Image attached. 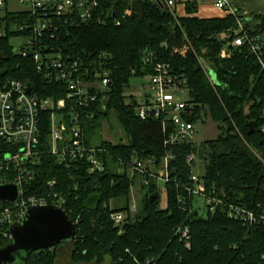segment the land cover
Instances as JSON below:
<instances>
[{
    "label": "trees",
    "instance_id": "16d2710c",
    "mask_svg": "<svg viewBox=\"0 0 264 264\" xmlns=\"http://www.w3.org/2000/svg\"><path fill=\"white\" fill-rule=\"evenodd\" d=\"M195 11V5L189 3L187 12ZM22 14L9 11L6 25L21 20ZM95 17L89 22L70 19L60 26L55 40H47L66 57L108 54L112 83L107 99L99 97L92 105L94 118L82 122L88 144L106 148L101 154L105 168L90 171L83 160L69 166L59 163L47 151L51 112H42L41 142L46 151L23 191L40 197L52 189L63 196L64 209L76 222V237L32 251L27 263L20 264H58L65 243L71 264H147L150 256L157 258L156 264H264V225L250 227L231 219L222 204L214 212L204 203L197 206L196 197L189 198L184 189L193 170L186 155L194 151L202 161L203 181L210 195L223 203L247 207L264 203V65L249 42L232 45L239 34L237 17H180L164 0H98ZM243 17L247 33L262 40L264 62V14ZM15 35L7 31L0 36V87L15 78L28 81L39 97H65V83L48 82L46 74L36 69L33 57L13 50L10 37ZM145 61L166 63L186 79L194 109L190 120L197 123L210 118L219 129L216 138L200 146L168 147L165 139L172 126L164 130L162 118L138 117L137 97L127 90L133 76L150 72ZM58 110L67 113L66 107ZM112 114L124 133L115 141L102 136L103 119ZM250 122L256 125L252 133ZM167 153L173 155V179L161 186L156 180L149 186L141 184L146 198L132 212L131 190L138 178H132L118 158L141 156L160 161ZM51 181H55L53 188ZM161 189L166 193L165 206ZM119 212L127 213L120 225L112 218ZM125 223L128 226L123 230ZM185 225L191 229L190 248L175 235V229ZM10 241L0 233V247Z\"/></svg>",
    "mask_w": 264,
    "mask_h": 264
},
{
    "label": "built area",
    "instance_id": "2783aa9c",
    "mask_svg": "<svg viewBox=\"0 0 264 264\" xmlns=\"http://www.w3.org/2000/svg\"><path fill=\"white\" fill-rule=\"evenodd\" d=\"M12 2L20 8L12 7ZM166 4L171 7L174 0H167ZM215 5L237 17L239 34L232 45L249 42L252 51L264 65L261 58L262 40L258 35L251 37L247 33L244 17L236 13L229 0H217ZM97 7L98 0H0V36L6 35L7 31L16 33L15 36L23 39L19 54L33 57L36 69L46 74L48 82L65 83L68 89L65 97L55 100L52 97H39L25 80L11 78L0 87V184H15L19 191L15 201L0 200V233L3 239H11L10 228L24 219L30 207L54 204L64 209L66 203V199L52 189L40 197L26 195L23 191L25 183L34 178V166L40 163L46 151L41 142L43 111L51 112L47 151L55 155L59 163L69 166L83 160L88 163L90 171H103L105 168L101 154L104 155L106 148L88 144L82 122L94 118L92 105L99 97H102V101L107 99V90L112 83L108 54L100 52L88 58L66 57L61 48L47 40H55L60 26L70 19L95 20ZM13 10L24 12L25 16L22 14L21 20L6 25V15ZM148 63L145 61L150 72L140 76L148 77V91L143 94V99L137 98L136 114L141 119L162 118L164 130L169 124L172 126L165 139L168 147L196 145L193 137L197 123L190 120L194 114L193 104L180 97L188 89L186 79L173 73L166 63ZM28 87L31 93H28ZM63 107L67 108V113L58 110ZM261 130L264 133V126ZM255 153L261 158L257 151ZM186 156V162L193 169L190 182L184 187L189 198H203V203L212 212L222 204L229 218L244 225H264V203L252 207L223 203L206 192L203 175L194 172L198 164L197 154L190 151ZM172 158L170 153L160 161L154 157L132 156L125 160L118 158V163L132 178L140 179V184L149 186L151 180L161 184L173 179L170 168ZM54 184L55 181L49 182L51 188ZM180 201L185 204L187 200L182 197ZM112 218L120 225L125 217L119 212L112 214ZM175 235L190 248L192 234L188 225L178 226ZM156 262L155 256L146 260L147 264Z\"/></svg>",
    "mask_w": 264,
    "mask_h": 264
},
{
    "label": "water",
    "instance_id": "95a60500",
    "mask_svg": "<svg viewBox=\"0 0 264 264\" xmlns=\"http://www.w3.org/2000/svg\"><path fill=\"white\" fill-rule=\"evenodd\" d=\"M28 93L31 88L28 87ZM254 122L249 123V133L255 129ZM19 191L15 184H0V200L15 201ZM156 193L150 196L153 201ZM125 223L122 229H126ZM11 241L0 247V264L27 263L32 251L53 247L61 242L74 241L76 224L71 216L60 206L36 205L30 207L24 219L10 228Z\"/></svg>",
    "mask_w": 264,
    "mask_h": 264
},
{
    "label": "rangeland",
    "instance_id": "374dc122",
    "mask_svg": "<svg viewBox=\"0 0 264 264\" xmlns=\"http://www.w3.org/2000/svg\"><path fill=\"white\" fill-rule=\"evenodd\" d=\"M12 7L14 8H20L18 5L16 6L15 3H11ZM10 43L13 47V50L16 53H20L21 51L20 46L23 43V39L18 36H11L10 37ZM205 66H207L206 63H204ZM148 77H140V76H133L130 81V87L127 90L128 94L135 95L137 98L143 99V94L148 91ZM181 98H184L186 100H190V94H189V89H186L184 93L180 95ZM102 136L106 140L110 141H115L119 137H123L124 133L123 130L120 128L119 124L117 123V119L114 114L110 115L108 118L103 119V124H102ZM219 134V129L217 128V124L213 122L210 118H208L206 121H200L197 122L196 124V132L194 134L193 140L197 146H200L203 141H206L208 139H213L216 138ZM126 141V139H124ZM203 164L201 159L198 158V164L194 168V172L197 174H202L203 173ZM162 184H160L161 186ZM146 198V189L141 187L140 181L137 179L135 184L132 186L131 190V206H134L132 212L136 211L139 209ZM166 193L164 190L161 189L160 192V200L163 206L166 204ZM203 198L197 197L196 198V205L201 206L203 203ZM201 211L204 212V207L201 208ZM124 215V217L127 216L126 212H120ZM67 243L62 244L61 248H64V252L60 254V261L58 264H71L69 259V252L70 249L67 248L66 246ZM68 251V252H67ZM67 253V254H66ZM80 264H85V263H80ZM90 264H95L90 263Z\"/></svg>",
    "mask_w": 264,
    "mask_h": 264
},
{
    "label": "crops",
    "instance_id": "0c3cea01",
    "mask_svg": "<svg viewBox=\"0 0 264 264\" xmlns=\"http://www.w3.org/2000/svg\"><path fill=\"white\" fill-rule=\"evenodd\" d=\"M165 2L167 0H164ZM217 0H174V5L169 7L180 17L195 15L201 18L225 17L227 12L218 8ZM233 9L241 16H249L253 13L264 14V0H229ZM193 3L196 7L194 13L187 12V5Z\"/></svg>",
    "mask_w": 264,
    "mask_h": 264
}]
</instances>
